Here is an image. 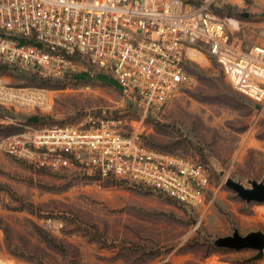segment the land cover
Wrapping results in <instances>:
<instances>
[{
	"label": "rangeland",
	"instance_id": "374dc122",
	"mask_svg": "<svg viewBox=\"0 0 264 264\" xmlns=\"http://www.w3.org/2000/svg\"><path fill=\"white\" fill-rule=\"evenodd\" d=\"M230 39L264 46V0L220 4ZM233 20L236 24L229 21ZM193 85L142 123L115 82L74 62L66 79L41 82L0 70V140L25 127L77 124L86 111L120 119L142 143L210 168L205 207L188 210L143 185L92 183L73 171L39 170L0 152V258L12 264H264L257 250L218 248L235 231L264 234V203L227 181L264 185V107L234 91L209 59L188 68ZM94 74L91 78L90 74Z\"/></svg>",
	"mask_w": 264,
	"mask_h": 264
},
{
	"label": "built area",
	"instance_id": "2783aa9c",
	"mask_svg": "<svg viewBox=\"0 0 264 264\" xmlns=\"http://www.w3.org/2000/svg\"><path fill=\"white\" fill-rule=\"evenodd\" d=\"M241 0H0V70L67 78L74 62L109 76L140 123L193 85L188 68L213 59L237 93L264 107V46L230 39L215 9ZM93 78L94 74H90ZM0 88V96L5 97ZM121 120L94 110L77 124L25 127L0 152L92 183L143 185L179 207H205L208 165L144 145Z\"/></svg>",
	"mask_w": 264,
	"mask_h": 264
},
{
	"label": "water",
	"instance_id": "95a60500",
	"mask_svg": "<svg viewBox=\"0 0 264 264\" xmlns=\"http://www.w3.org/2000/svg\"><path fill=\"white\" fill-rule=\"evenodd\" d=\"M259 106H257L258 108ZM227 186L234 190L237 195L246 202L264 203V185L253 184L252 189H244L240 184L227 181ZM215 246L231 250L253 249L258 251L256 258L262 256L264 251V234L261 232H251L241 236L235 231L231 236L219 238L215 241Z\"/></svg>",
	"mask_w": 264,
	"mask_h": 264
},
{
	"label": "bare ground",
	"instance_id": "6f19581e",
	"mask_svg": "<svg viewBox=\"0 0 264 264\" xmlns=\"http://www.w3.org/2000/svg\"><path fill=\"white\" fill-rule=\"evenodd\" d=\"M229 22L232 24H236V22H234L233 20H230ZM0 264H12V263L4 260L3 258H0Z\"/></svg>",
	"mask_w": 264,
	"mask_h": 264
},
{
	"label": "trees",
	"instance_id": "16d2710c",
	"mask_svg": "<svg viewBox=\"0 0 264 264\" xmlns=\"http://www.w3.org/2000/svg\"><path fill=\"white\" fill-rule=\"evenodd\" d=\"M41 82H48V81H51V80H40Z\"/></svg>",
	"mask_w": 264,
	"mask_h": 264
}]
</instances>
